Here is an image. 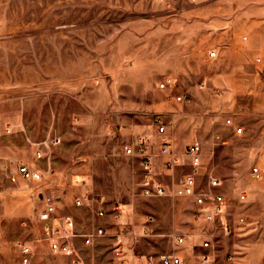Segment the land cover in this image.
I'll return each mask as SVG.
<instances>
[{"label":"rangeland","instance_id":"rangeland-1","mask_svg":"<svg viewBox=\"0 0 264 264\" xmlns=\"http://www.w3.org/2000/svg\"><path fill=\"white\" fill-rule=\"evenodd\" d=\"M261 67L264 0H0V264H24L20 244L32 247L30 264H69L51 252L39 219L49 195L58 216L72 215L82 231L117 225L77 205L80 197L128 211L141 234L137 264L170 252L176 223L187 222L173 202L190 200L143 197L139 159L125 153L138 135L158 139L160 117L180 155L203 144L205 166L224 181L222 223L246 219L218 237L220 263L236 251L237 264L264 263V181L250 178L264 158ZM231 113L242 134L225 124ZM50 132L62 137L50 150L52 182L13 183L16 165L34 160L32 142ZM189 171L161 177L173 182ZM95 249L96 264H111L110 239Z\"/></svg>","mask_w":264,"mask_h":264},{"label":"built area","instance_id":"built-area-1","mask_svg":"<svg viewBox=\"0 0 264 264\" xmlns=\"http://www.w3.org/2000/svg\"><path fill=\"white\" fill-rule=\"evenodd\" d=\"M211 55L215 56L216 52L213 51ZM260 72L264 75V67L260 68ZM172 82L173 79L168 78L160 83V87L165 88ZM177 99L185 101L186 96L179 94ZM238 116L237 113L229 114L225 119V124L233 127L235 134H242L243 127L237 121ZM156 125L158 133L161 134L158 139L153 140L145 135H138L125 146L126 155L139 159L142 167L140 193L146 198H172L173 200L185 198L192 201L196 207L193 218L201 223L203 229L197 234L187 232L182 228L176 229L170 234L173 239L172 250L160 254L155 262L148 264H194L189 263L187 259L177 253V250L186 246L188 238L192 237L201 238L202 247L207 249L206 252L200 254L197 264H226L220 263L215 237L220 229L227 233L236 232L237 226L241 227L246 223L244 215H238L234 225L227 222L220 223L228 215L226 197L218 191L224 181L214 172L213 168L205 166L203 144L200 141H194L180 155L173 146L171 137L167 134V124L161 117L157 119ZM58 141V139H54V141L45 139L34 142L32 145L33 162L17 164L15 170L9 175L10 180L13 183L21 181L29 183L51 179L54 173L51 167V144ZM41 162H45V166H41ZM182 165H189L191 171L177 180L175 178L173 182H166L162 179L163 174L171 175L170 172ZM250 178L254 181H264L263 157L252 165ZM76 203L79 206H90L98 218L111 215L117 228L109 232L103 225L94 224L92 229L82 231L72 215L58 216L56 201L52 195H49L44 208L39 213V219L44 223L45 239L49 243L51 252L67 257L70 261L69 264H96L99 251L95 249V245L104 238H108L111 240V264H137L141 234L128 222V211L120 206H115L111 212L109 208H106L104 199L93 194H91L90 200L86 201L84 197H80ZM151 222H153V216H146L143 222L144 231L149 230ZM204 224L213 225V229H206ZM80 244L84 249L91 250L92 254L89 258L82 254ZM20 248L23 263L30 264L33 257L32 247L28 244H20ZM237 259L236 251L228 256L227 264H237Z\"/></svg>","mask_w":264,"mask_h":264},{"label":"crops","instance_id":"crops-1","mask_svg":"<svg viewBox=\"0 0 264 264\" xmlns=\"http://www.w3.org/2000/svg\"><path fill=\"white\" fill-rule=\"evenodd\" d=\"M157 132H158V130H157ZM167 134H168V128H167ZM160 135L161 134L158 133V137ZM45 139H49V141H54V139H58L59 140L57 143L53 142L51 144L52 145L51 148H55V147L59 146L62 143V137L59 134H57V133L50 132L45 137ZM42 140H44V139H42ZM32 143H34V142H32ZM52 180L53 179L51 178L48 181H40V182H44V183L47 184V183L52 182ZM189 202H190V206L187 205L185 202H180V200H179V202H178V200L173 202L175 212L176 211L179 212L180 213L179 217L181 219L185 218V220L187 221L186 224H184L183 226L182 225H178L176 223V225H175L176 228L175 229L182 228V229L186 230L187 232L197 234L198 232H200L203 229V227H202V225H201V223L199 221H195L194 220L193 212L196 210V207H195V205L193 204L192 201H189ZM185 206L186 207L188 206V209H184ZM222 221H220V223H222ZM204 227L206 229H213V225H211V224H204ZM222 231L225 232V230H222V229L218 230L217 235L215 237V243H216L217 249H218V246H217L218 245V237L222 234ZM103 240L106 241V239H103ZM206 251H207V249L202 247L201 238L192 237V238H188L186 246L184 248H181V249L177 250V253L179 255H181L182 257H184L185 259H187V261L189 263L197 264L200 254H202L203 252H206Z\"/></svg>","mask_w":264,"mask_h":264}]
</instances>
